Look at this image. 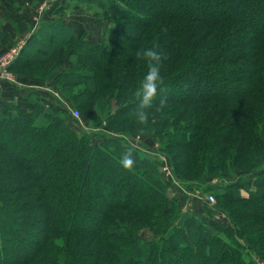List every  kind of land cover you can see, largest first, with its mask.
I'll return each instance as SVG.
<instances>
[{"label":"trees","instance_id":"trees-1","mask_svg":"<svg viewBox=\"0 0 264 264\" xmlns=\"http://www.w3.org/2000/svg\"><path fill=\"white\" fill-rule=\"evenodd\" d=\"M70 1L111 25L103 43L59 17L62 4L31 30L18 16L28 5L10 15L12 0H0L10 18H0V52L29 32L9 70L20 84L46 83L0 97V264L264 263V0ZM154 43L163 85L142 126L133 93L148 68L136 53ZM134 135L161 145L187 194L216 204L186 210L192 198L124 139ZM29 234L20 254L18 235Z\"/></svg>","mask_w":264,"mask_h":264},{"label":"rangeland","instance_id":"rangeland-1","mask_svg":"<svg viewBox=\"0 0 264 264\" xmlns=\"http://www.w3.org/2000/svg\"><path fill=\"white\" fill-rule=\"evenodd\" d=\"M1 1L4 2V0H1ZM12 2H13V4L12 5L10 4L11 6L9 5V7H10V12H9L10 15H12V13H13V11H11V7H13V8L17 7L18 9H21L19 11V13H20L21 11L25 10L26 5L29 6L28 7V11L25 10L27 12L24 15H18V16L21 17L23 19V21H25V22L27 21L29 23V25H30L31 30H33V29H35V27H37L39 25V23H41L42 14L43 13L45 14L47 12V10L51 11L52 9H55V7L60 5V4L64 5V7H67L71 1L70 0H35V2H37V4L34 7H32L30 5L29 0H12ZM22 4H26V5H22ZM2 8H3V5L0 3V18L3 20L2 22H7V21L10 20V18L7 17V16H4V12L5 11ZM15 10H14V12H16ZM41 12H42V14H41ZM15 16H17V15H15ZM96 16L97 15H92L89 12L88 7H86V5H84V4L83 5L81 4V7L79 8L78 11H73L71 9H69V10L65 9L64 13L59 15V17H63V19L67 23L69 21H72L73 24H74V27H75L74 30H76V32L78 34L86 35L87 38H94L93 41L99 44V43H103L104 40L107 38L106 31H107L108 27H110L111 25L108 24L107 22H101L98 25H95L94 21H95ZM44 18H45V20L49 19V15H44ZM6 29L8 31L10 30V27H9L8 23L6 24ZM28 35H29V32L24 33V34H20V35H18V34L16 35L15 34L13 40L8 45L9 47L5 48L3 52L1 51L0 52V56L5 54V53H8L14 47H18V45H20V44L23 45L24 41H25V39L27 38ZM68 65H69L68 62H66L65 66H68ZM8 72L14 77V79L16 81L14 83L0 82V89H2L4 91V94L7 93V92L12 91L14 89V87H16V86H18L20 84V82L18 81V79L20 80V78H18L17 75L14 74V72L10 71L9 68H8ZM22 75H23V73H22ZM24 75H27V74L25 73ZM20 77H21L20 81H24V79H23L24 77H22V76H20ZM45 86H46V83L41 84L39 90L43 89V87H45ZM78 120L79 121L81 120V116H79ZM7 136L9 137L8 134H7ZM135 136L136 135L131 136V138H133ZM6 137L4 139H6ZM136 137L141 138V136H136ZM124 139L129 141V138L127 139V137H124ZM146 140H148V139H146ZM136 146H138V148L142 149L143 151H146L147 153L150 154V156H152V158L154 159V161L158 165V170H160V174H161L163 179L169 180V179H166V175L164 174V171L162 170V165H167L171 169L173 183L176 182V183H174L176 186L181 184V183H179L180 180L176 176H174L173 169L171 168L170 161H169L167 155H165L163 153V150H162V147H161L160 144L153 143V142L149 143L147 141H144V143H141V145L138 144ZM41 155L38 156V159L43 158V156H41ZM162 156L164 158H162ZM81 169H82L81 165L77 164L76 166H74V173L75 172H78V174L81 173L80 172ZM74 173L72 172V177H71L72 181L77 180V178H76L77 173H75V175H74ZM226 176L229 179L231 178V180L235 177V176H231L230 173H229V175H226ZM96 177H97V179L104 180V178L106 176H105L104 173H101V174L97 175ZM103 185L107 186V187L109 186L110 188L111 187L113 188L112 183L109 182V181H105ZM179 188H181V187L179 186ZM242 193H244V192H242ZM201 194H203V193L201 192ZM177 195H178V192H177ZM243 195L245 196V194H243ZM100 196H101V199H103V200H106V198H107L105 191L102 194H100ZM191 198L193 199V197H190V199ZM188 201H189V204H190V200H188ZM193 201H197V199H194ZM192 204H194V202ZM192 204H191L190 208H193ZM197 204L198 203H196V205ZM206 207L209 208V206H207V205H206ZM206 207L203 206V205L199 206V204H198L197 209L193 208L192 210H194V212H201V211L204 212ZM217 213L218 212H216V214ZM221 213H223V212H221ZM224 221H225V223H227V220H224ZM33 227H34V229H32L31 232H34L36 230V228H37V227H35V225ZM141 236L143 238L149 240L151 238V233L149 231L144 230V231L141 232ZM17 239L18 240L21 239L20 242H19V252H21L20 254L28 253L26 251L29 250L28 248L30 247V244L32 245V242H35L34 241L35 238H33L32 235H30V234L25 236L24 238H23L22 235L21 236L18 235ZM260 264H263V262L260 263Z\"/></svg>","mask_w":264,"mask_h":264},{"label":"clouds","instance_id":"clouds-1","mask_svg":"<svg viewBox=\"0 0 264 264\" xmlns=\"http://www.w3.org/2000/svg\"><path fill=\"white\" fill-rule=\"evenodd\" d=\"M158 43H154L151 47L141 48L137 51L136 55L139 59L147 62V72L143 76L142 80L139 82L134 96L139 100V106L134 113L137 123L142 126H148L150 123L149 112L153 105V101L157 96L158 90L163 85V78L161 76V62L163 53L158 51ZM76 58L72 57L74 61ZM165 100L160 101L159 109L165 106ZM154 122V121H153ZM122 167L125 169H132L135 164V160L131 151L126 152L120 159Z\"/></svg>","mask_w":264,"mask_h":264},{"label":"built area","instance_id":"built-area-1","mask_svg":"<svg viewBox=\"0 0 264 264\" xmlns=\"http://www.w3.org/2000/svg\"><path fill=\"white\" fill-rule=\"evenodd\" d=\"M22 48H23V45L20 44V45H18V47H14L12 50H10L8 53H5V54L0 56V82L14 83L16 81L14 79V77L8 72V68L15 61V59L18 57ZM65 105H66V107H68L67 103H65ZM70 114L77 119L80 116L76 109H70ZM135 137L129 139V141L128 140H126V141L129 142L130 144L136 146V145L141 143L140 142L141 139L139 137H136V138ZM162 158H164V157L162 156ZM162 170L164 171V174L166 175V179H169V181L172 184L176 183V182L173 183L171 169L167 165H162ZM174 186H175V184H174ZM183 192H184V194L185 193L187 194V192L185 190H183ZM187 195L191 196V197H196L197 199L202 200L204 202V204H206L210 207H212L216 204L215 197L212 196L211 194H204L203 195V194H201L200 191L195 190L193 192H190Z\"/></svg>","mask_w":264,"mask_h":264},{"label":"crops","instance_id":"crops-1","mask_svg":"<svg viewBox=\"0 0 264 264\" xmlns=\"http://www.w3.org/2000/svg\"><path fill=\"white\" fill-rule=\"evenodd\" d=\"M1 4L3 5V8H2V9H4V8H5L4 3L1 2ZM63 7H64V5H63ZM66 9H67V7H66ZM21 13H22V11H21L19 14H21ZM41 14H42V12H41ZM66 23H67V22H66ZM67 24L70 25V26H72L73 28H75V27H74V24H73L72 21H69ZM93 39H94V38H88V40H90L91 42H94ZM100 40H101V39H100ZM100 40H99V41H100ZM94 43H96V42H94ZM19 85H20V86H23V88H21L20 90H12V91L7 92V93H5V94H4V91H3L2 89H0V97H2V98H6V99H8V100H10V101L15 102L16 99H17V97H18L19 95L25 93L27 89H29V88H33V89L36 88V90L40 89V86L37 85V87H36V85H34V84L32 85L30 82L27 83V84H19ZM26 87H27V88H26ZM44 89H46V87H43V89H41V90H44ZM142 143H144V141H142ZM188 197L190 198L191 196H188ZM194 199H197V198H196V197H193L192 201H193ZM193 202H194L195 204L198 203L199 206H202V205L205 206L204 202H203L202 200H200V199H197V201H193ZM190 204H191V203H190ZM190 204H189V201L186 202V205H185L186 210L191 211L193 208H194V209H197L198 204L195 205V206L192 204V205L194 206L193 208H190ZM189 208H190L191 210H190ZM192 211H194V210H192ZM196 213H202V211H201V212H196ZM220 213H221V212H219V214L217 213V214L215 215V219H216L217 221L220 220V222L223 223V224H227V223H225V221H224V220L226 219V217L224 216L223 213H221V214H220ZM222 215H223V216H222Z\"/></svg>","mask_w":264,"mask_h":264}]
</instances>
